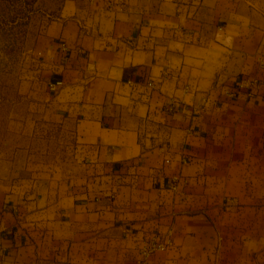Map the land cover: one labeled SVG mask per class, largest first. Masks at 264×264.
Here are the masks:
<instances>
[{"label": "crops", "instance_id": "1", "mask_svg": "<svg viewBox=\"0 0 264 264\" xmlns=\"http://www.w3.org/2000/svg\"><path fill=\"white\" fill-rule=\"evenodd\" d=\"M41 39L0 264H264V0H65Z\"/></svg>", "mask_w": 264, "mask_h": 264}, {"label": "rangeland", "instance_id": "2", "mask_svg": "<svg viewBox=\"0 0 264 264\" xmlns=\"http://www.w3.org/2000/svg\"><path fill=\"white\" fill-rule=\"evenodd\" d=\"M65 0H0V154L11 129L24 130L29 103L39 100L42 36Z\"/></svg>", "mask_w": 264, "mask_h": 264}, {"label": "built area", "instance_id": "3", "mask_svg": "<svg viewBox=\"0 0 264 264\" xmlns=\"http://www.w3.org/2000/svg\"><path fill=\"white\" fill-rule=\"evenodd\" d=\"M61 84H62L61 81L51 83L50 89L56 91ZM176 104L177 102L175 101V99H172L169 102L168 109L171 111H175L177 107ZM171 244H172V239L169 234L165 236L155 234L141 247V254H142L141 264H148L149 259L155 252L159 250H165Z\"/></svg>", "mask_w": 264, "mask_h": 264}]
</instances>
